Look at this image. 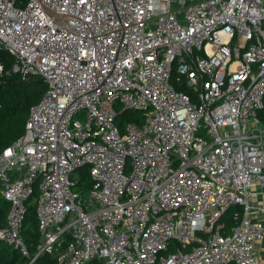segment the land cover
<instances>
[{
  "label": "built area",
  "instance_id": "1",
  "mask_svg": "<svg viewBox=\"0 0 264 264\" xmlns=\"http://www.w3.org/2000/svg\"><path fill=\"white\" fill-rule=\"evenodd\" d=\"M0 47L47 86L0 152V240L26 264H259L264 0H0Z\"/></svg>",
  "mask_w": 264,
  "mask_h": 264
},
{
  "label": "trees",
  "instance_id": "2",
  "mask_svg": "<svg viewBox=\"0 0 264 264\" xmlns=\"http://www.w3.org/2000/svg\"><path fill=\"white\" fill-rule=\"evenodd\" d=\"M13 60L8 50L0 47V64L8 68ZM46 84L37 76H32L29 81H24L19 73L0 72V152L12 142L20 138L25 131V123L29 109L36 104L46 91ZM185 90L184 88H178ZM140 112L137 110H124L118 116V124L124 120L139 123ZM261 124L264 125V106L257 113ZM80 183L76 188L82 192L90 184L88 172L80 171ZM36 196V185L32 195L25 203L24 219L20 233L25 241L29 255L32 257L36 251V244L40 238L38 221L32 203ZM9 203L0 196V226L4 224ZM243 208L240 205H230L226 208L220 221L225 227L224 232L241 217ZM29 258L22 255L18 249L0 240V264H26ZM32 264H59L55 254H41ZM89 264H102L100 260H92Z\"/></svg>",
  "mask_w": 264,
  "mask_h": 264
},
{
  "label": "rangeland",
  "instance_id": "3",
  "mask_svg": "<svg viewBox=\"0 0 264 264\" xmlns=\"http://www.w3.org/2000/svg\"><path fill=\"white\" fill-rule=\"evenodd\" d=\"M77 175H78L77 172L72 174V178L76 180ZM35 199L36 196L33 198L32 201H35ZM258 248H259V258H260L259 264H264V239L258 242Z\"/></svg>",
  "mask_w": 264,
  "mask_h": 264
},
{
  "label": "water",
  "instance_id": "4",
  "mask_svg": "<svg viewBox=\"0 0 264 264\" xmlns=\"http://www.w3.org/2000/svg\"><path fill=\"white\" fill-rule=\"evenodd\" d=\"M31 77H32L31 75H24L23 80L29 81L31 79ZM39 79H41V78H39Z\"/></svg>",
  "mask_w": 264,
  "mask_h": 264
}]
</instances>
